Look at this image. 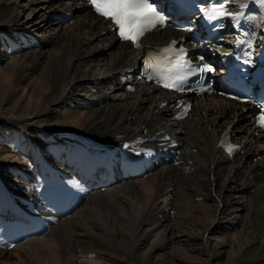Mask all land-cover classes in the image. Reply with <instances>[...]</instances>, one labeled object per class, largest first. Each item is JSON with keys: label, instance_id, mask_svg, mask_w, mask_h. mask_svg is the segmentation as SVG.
I'll return each instance as SVG.
<instances>
[{"label": "bare ground", "instance_id": "6f19581e", "mask_svg": "<svg viewBox=\"0 0 264 264\" xmlns=\"http://www.w3.org/2000/svg\"><path fill=\"white\" fill-rule=\"evenodd\" d=\"M78 1L0 0V126L15 140L12 149L0 138V264H115L128 256L137 264H264V132L244 111L250 107L211 94L194 99L185 119L172 118L162 104L170 92L127 71L155 44L184 33L167 27L134 48ZM251 2L235 0L230 12ZM257 5L264 11V0ZM63 11L77 21H56ZM223 135L241 145L234 156L220 146ZM25 136L36 160L17 149ZM160 137L172 141L162 146H181L178 160L125 179L118 172L124 155L135 154L134 146L147 152ZM97 151L113 157L122 183L93 191L77 211L38 232L48 216H63L41 204L38 187L57 182L87 192L82 181L94 179ZM9 222L19 224L14 232L2 225ZM162 227L177 238L199 227L202 239L159 244Z\"/></svg>", "mask_w": 264, "mask_h": 264}, {"label": "snow or ice", "instance_id": "6c2138e0", "mask_svg": "<svg viewBox=\"0 0 264 264\" xmlns=\"http://www.w3.org/2000/svg\"><path fill=\"white\" fill-rule=\"evenodd\" d=\"M94 10L102 17L110 19L117 27L118 35L125 41H130L134 45L139 46L138 42L142 36L150 29H155L158 25H166V16L158 9L154 0H91ZM203 10V9H202ZM209 18L235 16L226 10L213 7L206 12ZM175 43V42H174ZM172 51V46L163 49L165 54ZM185 50L179 49L175 52L174 57L169 58L167 63L157 61L149 62L148 69H151L155 75L149 76V79H155L165 89L185 91L183 87L187 76L193 75V69L189 62L184 59ZM203 60V57H200ZM200 72H214L215 69L211 65L204 64L199 68ZM203 90V89H201ZM188 107L184 108V114L187 113ZM183 118V116L179 117ZM260 123L264 126V112L261 113ZM237 147L236 145H228L229 152Z\"/></svg>", "mask_w": 264, "mask_h": 264}, {"label": "rangeland", "instance_id": "374dc122", "mask_svg": "<svg viewBox=\"0 0 264 264\" xmlns=\"http://www.w3.org/2000/svg\"><path fill=\"white\" fill-rule=\"evenodd\" d=\"M2 1H5L7 4H11V5H17L18 6V4H27L28 3V0H2ZM13 1H15V2H13ZM29 4V5H28ZM27 5L28 6H30L31 4L30 3H28ZM37 3H35V5H36ZM38 4H39V2H38ZM16 8V7H15ZM26 12V11H25ZM25 12H23L22 13V15H24V16H22L23 17V19H26V13ZM35 13H37V11L36 12H34L33 14H32V17L35 15ZM51 18H49L48 20H47V22H48V25L51 23ZM76 21H77V19H76ZM75 21V22H76ZM74 22V23H75ZM73 23V24H74ZM73 24H71V25H73ZM66 26V25H65ZM33 34V33H32ZM35 35V34H34ZM35 36H38V35H35ZM39 37V36H38ZM112 54L111 53H109V54H107L106 56H104V57H102V58H106V57H110ZM103 62V61H102ZM97 72H99V71H97ZM100 82H102V81H100ZM109 91H111V90H109ZM108 92V91H107ZM108 93H112V92H108ZM215 114V113H214ZM0 138L3 140V141H5V140H10V142L12 143V145H13V148L12 149H14L15 148V140L13 139V134L12 133H14V132H12L11 131V129H3L1 126H0ZM36 137H40L39 139L41 140V142H42V144L44 143V139H43V135H41V133L40 134H38V135H36ZM42 137V138H41ZM63 137V136H62ZM61 137V139H63V140H61V141H64V139H65V137L64 138H62ZM28 138L29 137H27V136H25L24 138L22 137V139H23V141H25V142H27L26 144L25 143H22L17 149L18 150H22V151H28V149H29V151L27 152V154L29 155H31V158L33 157V152H34V150H33V146H31L32 144L30 143H28ZM63 143V142H62ZM28 158H29V161H31L30 160V157L28 156ZM116 186V185H115ZM115 186H112L111 188H109L108 190H111L113 187H115ZM107 190V191H108ZM116 190V189H115ZM115 190H113L114 191V193L116 194L117 192H118V190L120 191V189H118L117 188V192L115 191ZM167 224V223H166ZM197 230H194L193 232H191V236H185V237H179V238H177L176 236H174V235H170V233L168 232V231H166V229H163V227L162 228H160L159 230H157V232H159V234H158V236H156V240H158V243L159 244H161V243H166V241H167V243L169 242V240L171 241V240H175L174 242H176V241H178V240H180L181 242H185V243H187V241L188 240H194V238L196 239H202V231H199V227H195ZM156 233V232H155ZM197 235V236H196ZM219 234H214V235H209V237H212V239H213V241H218L220 238H219V236H218ZM213 236H215V237H213ZM217 236V237H216ZM160 237V238H159ZM171 237V238H170ZM163 238V239H162ZM164 238H165V240H164ZM167 238V239H166ZM181 239H183V240H181ZM215 239V240H214ZM161 242V243H160ZM157 243V242H156ZM170 246V245H169ZM200 250H202V251H199V252H201V253H203V249H200ZM170 253H171V251H170ZM113 255V254H112ZM121 259V262L120 261H117V262H115V264H137V261H135L134 260V258L132 257V256H128L127 258H125L124 260L122 259V258H120ZM108 261V260H107ZM136 263H135V262ZM12 262V263H11ZM14 262H15V260L14 259H11L10 258V260H6V259H4L3 260V264H14ZM109 262V261H108ZM110 263V262H109ZM16 264V263H15ZM201 264H203V261L201 262Z\"/></svg>", "mask_w": 264, "mask_h": 264}]
</instances>
